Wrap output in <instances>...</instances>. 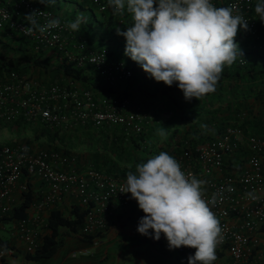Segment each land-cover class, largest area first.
<instances>
[{
    "label": "built area",
    "instance_id": "obj_1",
    "mask_svg": "<svg viewBox=\"0 0 264 264\" xmlns=\"http://www.w3.org/2000/svg\"><path fill=\"white\" fill-rule=\"evenodd\" d=\"M252 1L211 0V3L223 7L237 4L247 20V28L254 32L253 15L247 14ZM91 2L97 11L108 7L105 0ZM32 11L41 26L47 19L56 18L49 9L32 0H0V28L8 27L28 37L35 48L51 49L60 61L71 60L78 66L88 64L107 85L114 86L133 74L132 64L110 55L105 43L89 44L84 34L70 29L64 19L58 18L59 27L43 34L34 30L26 35L23 27L28 22L24 17ZM148 114V109L127 95L100 92L81 86L69 77L44 80L13 69L0 73V121L3 122H40L58 132L71 131L85 124L97 128L119 125L137 132ZM170 156L180 163L186 174L191 172L205 181L206 200L217 195L218 202L211 210L222 228L223 240L216 251L226 256L224 264H264V137L245 132L240 125L228 124L216 135L194 145L185 144ZM73 160V155L56 148L36 147L20 138L0 142V214L10 209V189L18 178L35 177L48 185L35 202L36 208L55 202L61 193L73 192L84 209L80 232L93 234L97 243V234L131 199L130 193L119 191L126 176H116L94 166L76 169ZM18 187L22 190L27 184L22 181ZM38 221L36 213L16 220V234L24 251H32L37 244L35 226ZM175 250L187 257L195 252L194 248L186 246ZM12 252L11 247L0 248V256ZM75 252L87 254L89 247H80ZM213 264H219L218 260Z\"/></svg>",
    "mask_w": 264,
    "mask_h": 264
},
{
    "label": "trees",
    "instance_id": "obj_2",
    "mask_svg": "<svg viewBox=\"0 0 264 264\" xmlns=\"http://www.w3.org/2000/svg\"><path fill=\"white\" fill-rule=\"evenodd\" d=\"M32 1L49 9L53 14L64 6L62 5L63 0L61 3L60 0H53L47 4H42L39 0ZM68 1L73 3L68 8L70 11L64 14L63 18L71 19V22H74L76 17L81 15V9H84L85 6L94 16L92 6L95 10L96 8L91 0ZM105 1L108 7L102 11L96 10L99 14L98 21L99 19L103 21L104 38L95 36L94 29L92 30V21L87 15L83 16L86 22L80 24L79 32L83 33L87 41L93 44L96 42L101 44L100 41L108 42L115 39L125 45V38L117 35L116 29L124 31L127 27H131L132 15L126 8L123 14L113 12L109 0ZM256 3L257 0H253L251 7L247 10V14L253 15L256 30L250 32L248 28L247 30L240 28L235 37L243 53V57L240 58L242 62L238 61V57L231 66L224 67L214 92L206 94L200 100L196 98L185 100L182 91L175 82L172 86H168L150 77L152 82L150 87L146 81H143L142 75L139 76L140 80L135 81V71L126 79L130 86H136L137 90H134L140 94L141 100L137 102L150 112L145 118L142 128L137 132L126 130L119 125H104L97 128L85 124L64 132L65 135L58 138V131L51 130L40 122L0 121V127L39 126L41 130H50V136L44 139L37 138L36 133L40 132L38 130L32 137L23 136L20 139L32 141L34 144L46 141L48 142L46 145L48 144L50 148H56L58 151L70 155L81 154L80 152L86 149L85 153L89 158L91 157L92 166L116 176H126L129 171L135 172L138 163L158 155L161 151L171 155L185 144L194 145L204 141L219 133L228 124L240 125L245 132L250 131L264 137V21H261L255 12ZM215 6L223 7L222 4H215ZM94 38H97L96 41ZM41 48L45 47L35 48L28 37L11 28H0V73L10 69L27 72L32 66L40 68L44 64L40 65L36 56L38 51H42ZM108 50L110 55L118 57L116 50L109 48ZM128 58L130 59L129 56ZM44 68V72L46 70L49 73L54 72L52 76L69 77L83 86L98 89L100 92L114 91V86L103 83L92 72L88 64L78 66L71 60L63 59L58 60L54 65H45ZM201 125L207 127L202 128ZM160 128H164L167 134L165 138L159 136ZM90 130L96 132L92 140L93 145L81 141V139L90 137ZM73 138L77 139L76 143H73ZM54 140L56 142H53ZM75 145L81 147L77 148ZM74 148L81 150L76 152ZM26 184V190L21 192V200L10 207L8 211L0 214V224L10 223L11 220L18 219L25 214V208L33 200L32 188L28 182ZM83 218L84 209L78 203H73L70 206L68 214L58 207H51L46 218L48 231L43 233L39 240L37 239V244L32 251L21 249L23 261L33 262L52 255L62 243L61 229L65 233L86 240L87 244L78 246L71 252L87 246L89 247L87 254H90L92 252L90 245L95 244V236L80 232ZM6 247L12 248L11 255L15 253V250L18 251L11 238L0 235V248ZM76 254L80 253L75 252L71 256ZM11 255L0 256V264H9L8 257Z\"/></svg>",
    "mask_w": 264,
    "mask_h": 264
},
{
    "label": "clouds",
    "instance_id": "obj_3",
    "mask_svg": "<svg viewBox=\"0 0 264 264\" xmlns=\"http://www.w3.org/2000/svg\"><path fill=\"white\" fill-rule=\"evenodd\" d=\"M109 5L116 13L123 14L126 8L132 15L131 27L116 29L117 35L125 38V55L155 81L168 86L175 82L185 100H200L214 92L224 67L243 57L235 37L240 28L247 30L248 24L237 4L216 7L211 0H109ZM255 12L264 21V0H257ZM24 18L28 22L23 27L26 35L34 30L43 34L60 25L58 18L39 25L35 11ZM82 22L86 19L81 14L68 27L79 31ZM158 134L162 138L167 135L164 128ZM204 184L161 151L138 163L135 172L129 171L119 191L130 193L144 213L137 225L140 234L159 240L163 233L169 249H195L188 264H213L223 236L211 210L218 202L217 195L206 200Z\"/></svg>",
    "mask_w": 264,
    "mask_h": 264
},
{
    "label": "crops",
    "instance_id": "obj_4",
    "mask_svg": "<svg viewBox=\"0 0 264 264\" xmlns=\"http://www.w3.org/2000/svg\"><path fill=\"white\" fill-rule=\"evenodd\" d=\"M68 11H70V9ZM68 11L63 6L59 12H56L53 15L56 18L64 19L63 15L66 14ZM41 49L42 51H38V54L36 57H37L39 64L40 65L44 64V65L41 66L40 68L32 66L30 69L27 70V73H31L36 78L44 79V80H48V79L51 80V79H54L55 77H58V75L52 76L54 72L49 73L47 70L46 72L43 71L45 70L44 68L45 65L51 66L57 63L58 59H57L56 53L46 47L41 48ZM112 56L117 57L116 55H112ZM41 71H43V74H41ZM60 77H62V75H60ZM77 84L81 85L78 82ZM134 89H136V86H130L128 83V80L118 82L117 84L114 85L115 92H118L123 95H127L133 101H140L141 100L140 94L136 92L137 89L136 90ZM31 143L34 144L32 141L29 142V144ZM73 161H74L73 165L76 169H82L87 166H92L91 164L80 165L79 164L80 160H77L75 156H74ZM22 181L28 182V184L32 188L33 200L25 208V214L20 217H30L32 214H35V213L38 214L39 221L35 226V233H36V238L39 240L41 235L45 233L46 231H48V228L46 226V218H47L49 209L55 206V207L60 208L64 213L68 214L70 206L73 203H78V201L73 192L66 191L64 193H61L55 202L47 205L44 208L37 209L35 206V202L43 195V193H45V191L48 188V185L44 181L39 180L38 178H35V177L28 178L26 180L24 179V177H20L18 178L16 183H14L11 186V189H10L11 207L17 204L21 200L22 190H26V188L21 190L20 187H18V184ZM143 215L144 213L136 205L133 198L129 200V203L126 208L112 215L105 229L97 234L96 236L97 243L90 245V248L93 249L90 254H94L97 256V258L94 260V263L96 264H123V259L121 258L119 259L120 256L123 257V243L127 241H131V240H136L137 242L135 245L134 244L126 245L127 247H130V251H129L130 253H133L135 255L145 254L151 257L152 256L155 257L157 253L163 255L164 261L162 262L161 260H157L154 262V264H188V257L186 255L178 253L175 250V248L169 249L168 242L166 238L164 237L163 233H161L159 240H155L151 237V235L145 236V235L140 234L137 231V225H138L139 218L142 217ZM16 220L17 219L11 220L9 223L10 225L9 238L13 240L14 247H16L18 251L14 249L15 253L11 255L10 257L17 258L19 259V262H20L24 260L21 254V251H22L21 249H23V244L16 234V229H15ZM0 226H3V224H0ZM149 232H151V230H149ZM60 238L62 239V243L68 242V245H75L73 249H76L78 246L87 244L86 240L79 239L73 236L72 234L65 233L62 231V229L60 233ZM117 242H119L118 246L116 245ZM113 247H114V250L108 253L109 249ZM73 249L72 248L70 249V252H69L70 256H71V251ZM170 250H172L174 253L173 257L171 256L169 252ZM55 252H58V248L55 250ZM216 256H217V260L219 264H224L227 260L226 256H224V254H222L220 251L218 252L216 251ZM57 257L59 258V263L71 264L69 262L66 263L65 261L66 256L60 255L58 253ZM100 260H103V262H100ZM148 262L150 264H153L152 261L148 260ZM30 264H33V263H30Z\"/></svg>",
    "mask_w": 264,
    "mask_h": 264
},
{
    "label": "rangeland",
    "instance_id": "obj_5",
    "mask_svg": "<svg viewBox=\"0 0 264 264\" xmlns=\"http://www.w3.org/2000/svg\"><path fill=\"white\" fill-rule=\"evenodd\" d=\"M61 2H62V0H60V3ZM72 3H73L72 1L63 0L62 5H64V7L68 11L69 10L68 8L71 7ZM92 9L94 11V16L91 14V11L87 6H85L84 9H81V14L83 16L87 15V17L91 19L92 30L94 29L95 36L96 37L101 36L104 38L105 34H104L103 26H102L103 21H102V19H99V21H98L99 14H98V12H96V10L94 9L93 6H92ZM59 11L60 10L58 9L57 12H59ZM76 16H77V14H76ZM64 20L67 23L71 22V19L64 18ZM96 39L97 38H94V41H96ZM100 42L105 43V45L110 50H116L118 57L122 58L125 62L133 65V68L135 71V73H134L135 74V77H134L135 81L140 80L139 76L142 75L143 81H146L147 84L151 87L152 82L150 81L151 80L150 76L144 72V70L141 68V66L137 62L133 61L131 58L129 59L128 56L125 55V52H124L125 45L119 43L117 40L115 41V39H112L108 42L106 40H103ZM88 43L92 44V45L97 44V42L95 44L90 43V42H88ZM41 74H43V72H41ZM148 99L151 102L150 97ZM141 103H142V101H141ZM36 130L40 131V132L36 133L37 138L44 139V138L50 136V130L49 131L45 130V129L41 130V128L39 126H24L23 128L22 127H14V126L13 127L5 126V127H0V142L14 141L18 138H22L23 136L32 137ZM77 131H79V130H77ZM90 132H89L90 137L85 138V139H81L82 143L86 142V143H89L90 145H93L92 140L94 139L93 137L96 134V132H94V131L92 132V130H90ZM57 134H58L57 135L58 138L65 135L64 132H58ZM61 139H64V138H61ZM65 139H68V138L65 137ZM72 140H73V143H76V141H77V139H74V138ZM53 142H55V141H53ZM35 143H37V144H32V145H34L36 147H49L48 144L46 145V143H48L46 141L35 142ZM75 147L80 148L81 146L75 145ZM74 150L76 152H79V150H81V149H75L74 148ZM85 151H87V150L84 149L82 152H80L81 154L77 153V155H73L77 158V160H80V162H79L80 165L91 164V162H90L91 157L89 158L88 154L85 153ZM0 235L5 236V237L10 236V225H9V223H3V226L0 227ZM136 242H137L136 240H131V241H127V242L123 243V257L122 256L119 257V259L120 258L123 259V264H150L148 262V260L152 261V263L154 264V262L157 260H161L162 262L164 261L163 255L158 254V253L155 255V257L154 256L151 257V256H148L145 254L135 255L133 253H130L129 252L130 247H127L126 245H130V244L135 245ZM118 243L119 242H117V244H116L117 246H118ZM74 246L75 245H68V242L62 243L58 247V252H55L54 254H52L48 257H43V258L38 259V260L33 261V262H29V261H20L19 262V259L13 258V257H8V261H9V264H30V263H33V264H61V263H59V258L57 257L58 253H59L60 255L66 256L65 257L66 263L69 262L71 264H96V263H94V260L97 258V256L94 254H86V255L76 254L75 256H70L69 255L70 249L71 248L73 249ZM91 250H93V249L91 248ZM112 250H114V247L109 249L108 253ZM169 252H170L171 256L173 257L174 256L173 251L170 250ZM100 262H103V260H100Z\"/></svg>",
    "mask_w": 264,
    "mask_h": 264
}]
</instances>
